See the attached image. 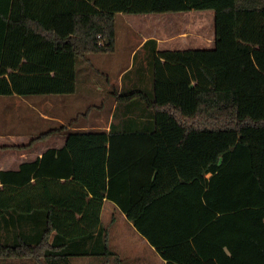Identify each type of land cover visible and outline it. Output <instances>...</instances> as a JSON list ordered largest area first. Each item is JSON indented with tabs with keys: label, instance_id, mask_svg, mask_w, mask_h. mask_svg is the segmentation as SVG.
I'll list each match as a JSON object with an SVG mask.
<instances>
[{
	"label": "trees",
	"instance_id": "1",
	"mask_svg": "<svg viewBox=\"0 0 264 264\" xmlns=\"http://www.w3.org/2000/svg\"><path fill=\"white\" fill-rule=\"evenodd\" d=\"M192 9L214 11L215 50L264 49V0H0V96L74 93L81 60L115 49L117 13ZM150 43L149 73L128 80L126 71L111 93L109 129H74L76 117L26 144L0 145L66 137L0 171V264L117 259L101 220L105 199L165 264H264V184L247 141L264 116L241 114L226 66Z\"/></svg>",
	"mask_w": 264,
	"mask_h": 264
},
{
	"label": "rangeland",
	"instance_id": "2",
	"mask_svg": "<svg viewBox=\"0 0 264 264\" xmlns=\"http://www.w3.org/2000/svg\"><path fill=\"white\" fill-rule=\"evenodd\" d=\"M191 13H194V15ZM211 13L213 15L211 9H192L170 14L158 13L157 15H160V17L179 15L182 20L173 17L167 18L170 21L174 20L172 25L168 26V29L178 30V27H182L181 30H188L183 35H187L188 40L192 38V41L199 46L202 53H208L203 55L207 60V64L226 66L231 70L230 84L239 91L241 114L251 113L255 116H264V49L255 48L233 54L234 51L215 50L213 46H209L213 36ZM189 14L191 15L189 16ZM131 17L134 16H130V14H117L116 16L115 51L91 53L87 56V60H81L78 66V93L32 95L37 99L35 103L37 110L27 112L24 118L25 122H20V124L15 122L17 117L16 112L12 109L13 106L0 104V126L12 128L13 130L21 128L29 131V133H25L29 141L33 135L60 125L62 120L67 123L68 118L63 117L62 105H59L58 108L51 105L60 102V98L54 96L64 95V97L71 99L75 105L74 111L69 113L70 116L78 117V122L84 124L86 128L108 129L115 106V95L111 93L120 87L119 72L125 65L135 60L136 65L129 73L128 80L137 77L139 74L138 69L142 52L132 55V48L136 44L139 34L136 32L137 26L132 24ZM165 26L167 27V25ZM238 67L240 70L237 69ZM88 108L90 110L87 112ZM49 111L60 120L44 118L45 116L42 113L46 114ZM254 136V138L247 141L256 146L255 168L264 184V130H256ZM7 144H14V142L10 141ZM120 213L113 201L107 200L105 202L101 220L109 228L111 246L117 244L121 250L119 253L133 258V264H161L158 258H155L158 257L155 256V251H152L148 244L142 243L141 236L130 226L128 220H123L120 217ZM113 218H115V222L112 223ZM104 258L75 256L72 257V262L74 264H101L104 262ZM22 260L12 258L6 260L4 264H35L31 261L24 262ZM123 263L128 264V260L120 261L117 256V259L111 258L108 264Z\"/></svg>",
	"mask_w": 264,
	"mask_h": 264
},
{
	"label": "crops",
	"instance_id": "3",
	"mask_svg": "<svg viewBox=\"0 0 264 264\" xmlns=\"http://www.w3.org/2000/svg\"><path fill=\"white\" fill-rule=\"evenodd\" d=\"M176 12H182V11L152 12V13H127V12L117 13V14H130V16H134V17H131V20H132V24L137 26L136 32L139 34L138 35L139 37H138L136 44H134V46L132 48V55H135V54H138L139 52H142V55H140L141 56L140 66H139L140 70L148 72L150 69L149 59H150L151 54L153 52L154 44L150 43L149 47L144 48L146 41H148L149 39H155L156 40V49L157 50L194 49L196 52V55L201 60H203L205 63H207V60H206V58L203 57V55H207L208 53L207 52L202 53V51L199 50V46L195 45V43L192 41V38L190 40H188V38L186 37L187 35H183V34H186V32L188 30H185V29L181 30L182 27H180V28L178 27V30H174V29L169 30L168 29V26L172 25V22L174 20L170 21V20H167V18L170 19L171 17H173L174 19L177 18V19L182 20L179 15H166L163 17H160V15H157L158 13L170 14V13H176ZM117 14H116V16H117ZM133 14H135V15H133ZM191 14L194 15V13H191ZM191 14H189V16ZM196 14H199V13H196ZM211 16H212L211 18L213 21V28H212L213 36H212L211 44H209V46H213V48H215L214 11H213V15L211 13ZM184 18H186V17H184ZM161 25H164V26H161ZM165 25H167V27ZM115 45H116V37H115ZM255 48H253V49H255ZM113 51H115V49ZM236 52H239V51L236 50L233 52V54H235ZM135 65H136V62L134 60V62L131 61L128 65H125L121 69V71L119 72V75H118V81H119V85H120L119 89H121V87H122L121 78L123 77L124 73L128 70L134 69ZM237 69L240 70L239 67ZM228 71H229L228 72V80L230 82L231 70L228 68ZM239 72H241V71H239ZM233 87H235V86H233ZM76 93H78V89L76 92L71 93V94H76ZM45 95H50V94H45ZM64 95L54 96V97H59L60 102H55L54 104H51V105L53 107L57 106V108L59 105H62V109L64 110L62 112L63 117L68 118L67 123L64 120H62V123L68 124L76 118V117L70 116V114H69L70 112L74 111L75 105H74L73 101H71V99H68V97H64ZM36 102H37V99L35 97H32V95H29V96H20V95L2 96L1 95L0 96V104L13 106L12 109H14V111L16 112V117H17L15 120L16 124L17 123L20 124V122H25L24 118H25L27 112H32V111L37 110V107L35 104ZM114 109H115V106H114ZM42 114H44V116H45L44 118H48L50 120H53V119L54 120L55 119L60 120L54 114L50 113V111L47 112L46 114L45 113H42ZM78 121L79 120H76L73 122L75 126H72V128H74V129L86 128L84 126V124H82ZM109 126H110V123H109ZM25 133H29V131L21 129V128L13 130L12 128H8V127L5 128V127L0 126V145H23V144L28 143L35 136V135H33L30 138V140L28 141V136ZM65 140H66V137L64 135H53L50 138H48L47 140L39 141V142L35 143L32 147L27 148V149H16V148L0 149V171L1 170H17L23 162L32 161L38 157H41L43 152L45 150H47L48 148H50V147L59 148V147L63 146V144L65 143ZM10 141L14 142V144H7ZM1 184L2 183L0 180V185ZM107 200L108 199H105L104 204ZM104 204H103V207H104ZM116 208L121 212L120 217H122L123 220L124 219L128 220V223L130 224V226H132L134 228V230L137 232V234H139L141 236L142 243L148 244V246L151 248V250L155 251V253H154L155 256H158L155 258H158L159 263L165 264L164 258L159 254L156 247L147 239V237L142 235L141 232L135 227L134 221L127 219L125 213L122 212L117 206H116ZM102 211H103V208H102ZM101 214H102V212H101ZM109 241H111L110 235H109ZM110 246H111V244H110ZM111 248L117 253V256L119 257L120 261L127 259L128 264H133V258L129 257V255L126 256V255H121V253H119V251H121V250L119 249L117 244H114V246H111Z\"/></svg>",
	"mask_w": 264,
	"mask_h": 264
}]
</instances>
